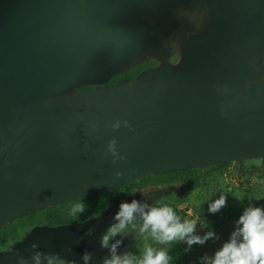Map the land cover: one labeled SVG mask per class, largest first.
<instances>
[{"label":"water","instance_id":"water-1","mask_svg":"<svg viewBox=\"0 0 264 264\" xmlns=\"http://www.w3.org/2000/svg\"><path fill=\"white\" fill-rule=\"evenodd\" d=\"M248 159L264 166V0H0V229L144 176L234 162L240 176ZM117 211L37 225L0 264H101ZM127 231L120 254L142 237Z\"/></svg>","mask_w":264,"mask_h":264},{"label":"clouds","instance_id":"clouds-1","mask_svg":"<svg viewBox=\"0 0 264 264\" xmlns=\"http://www.w3.org/2000/svg\"><path fill=\"white\" fill-rule=\"evenodd\" d=\"M123 123L126 127L129 126L127 121ZM120 126L119 120L111 125L113 129ZM107 151L111 153L113 163L126 159L117 152L115 139L108 143ZM115 175L119 177L122 173L116 172ZM226 202V196L221 194L209 204L208 211L215 214L226 206ZM85 211L86 205L79 202L70 209L69 215L76 216ZM113 220L114 223L100 237V246L109 253L101 264H170L171 257L166 250L170 243L184 242L188 245L187 251L193 245H203L209 239L218 238L214 231H207L203 236L197 235L198 221L195 219L182 221L174 208L167 204L150 206L136 199L131 202L122 201ZM130 228L135 229L139 236L149 235L152 240L165 247L154 248L145 244L140 256L132 252L120 254L118 250L123 243V237L130 233L127 231ZM87 234L91 235V230ZM38 247L37 243L31 245L32 250ZM66 251L70 253L72 249L68 248ZM201 259L203 264H264V208L255 206L245 208L236 221V228L229 240L223 243L212 257L205 255ZM82 261L83 264H90L92 254L85 251L82 254ZM16 264H76V262L61 258L59 253L33 251L30 261L17 253Z\"/></svg>","mask_w":264,"mask_h":264},{"label":"rangeland","instance_id":"rangeland-1","mask_svg":"<svg viewBox=\"0 0 264 264\" xmlns=\"http://www.w3.org/2000/svg\"><path fill=\"white\" fill-rule=\"evenodd\" d=\"M183 187L184 184H177V188ZM151 189L153 188L141 192L146 193ZM221 194L226 196V206L215 214L210 213L209 204ZM203 203H207L208 206L205 208ZM176 204L180 209L182 221L193 219L198 221L197 235L203 236L207 231H214L218 238L209 239L203 245H193L187 251L188 245L184 242L170 243L167 250L171 257L170 264H203L201 259L203 256L212 257L223 243L229 240L236 228V221L245 208L248 206L264 208V166L260 159H248L245 161L244 171L239 176L238 163H230L227 167L209 174L201 187L186 193L183 200L177 201ZM205 209L210 213L206 217L199 212ZM9 233L10 230L7 228L0 231L1 243L12 240ZM150 238L149 235L145 238L141 250L145 244H149Z\"/></svg>","mask_w":264,"mask_h":264},{"label":"trees","instance_id":"trees-1","mask_svg":"<svg viewBox=\"0 0 264 264\" xmlns=\"http://www.w3.org/2000/svg\"><path fill=\"white\" fill-rule=\"evenodd\" d=\"M138 72H139L138 70L129 71L128 73H126V77H128L129 79H133L137 75ZM116 80L117 78H114L112 82ZM229 164L230 163H226V164L211 166L208 168L186 169V170H179V171H173V172H168V173H158L154 175L140 177L127 184L117 187L113 190H110V191H107L101 194H96L88 198H83V200L79 199V200H75V201H71L67 203H62L59 205L47 207V208L29 213L7 224L6 226H4L3 229L5 228L9 229L10 233L8 235H10L12 239H15L20 236V229H22L25 225L32 224L35 222V220H38L41 218L45 219L47 222H50L52 224L67 223V222L82 220V219L102 213L108 207V205H110L112 200L118 197L122 191L132 192L137 187L147 186L150 184L169 185V184L175 183L176 181H186L188 192L190 193L192 190L201 187L204 184V181L207 178V176L211 174L213 171L221 170L227 167ZM79 202H83L86 205V211L83 214H77L76 216L69 215L70 209L74 206V204L79 203ZM162 204H167L173 207L177 215L181 217L179 208H177L174 205L169 204L167 199L165 198L159 201L158 204L152 205V206H160ZM203 206L206 208L208 205L207 203L205 204L203 203ZM199 212L204 217L210 214L207 211V209L199 210ZM3 229H0V231ZM6 243L5 242L1 243L0 247H3ZM195 246H197V244Z\"/></svg>","mask_w":264,"mask_h":264},{"label":"flooded vegetation","instance_id":"flooded-vegetation-1","mask_svg":"<svg viewBox=\"0 0 264 264\" xmlns=\"http://www.w3.org/2000/svg\"><path fill=\"white\" fill-rule=\"evenodd\" d=\"M155 64H156L155 61H148V62H146L144 64L138 65V66L133 67L130 70L126 71L125 73H123L120 76V78H128V77H126V73H128L129 71L138 70L140 72L141 70L145 69L146 67H150V66H153ZM91 87L92 86H89L88 88H91ZM177 184H184V187L183 188H177ZM147 188H149V189L153 188V189H151L150 191H147L146 193H142L141 192L142 190L147 189ZM186 193L187 194L189 193L186 181H176L175 183L169 184V185H167V184H160V185L150 184V185H147V186L137 187L132 192L122 191L119 194L118 197H116L114 200H112L110 205H108V207L102 213H100L98 215H94V216H99V215L107 212L110 209L118 210V206H119V204L122 201L131 202V200H133V199L139 200L141 202H146L150 206H152V205L158 204L159 201H161L163 198H165V199H167L169 204L174 205L177 208H179L177 206L176 202L183 200V198L185 197ZM94 216H91V217H94ZM91 217H88V218H91ZM88 218H85V219H82V220L73 221V222L58 223V224H52V223L47 222L45 219H42V218L38 219V220H35L34 223L29 224V225H25L22 229H20V236L15 238V239H12L10 242H7L2 248L12 244L13 242H15L17 240H20L33 227H35L37 225L56 226V225H62V224L77 223V222L84 221V220H86ZM128 230H130V229H128ZM147 236H148L147 234L143 235L140 239H138V241L132 247L131 250H130V247L128 248L127 252H132L134 255L140 256L142 254V252H143V250H141V244L144 243L145 238ZM149 245H151L154 248H157L158 243L150 238ZM168 246L169 245H167V249L166 250H168Z\"/></svg>","mask_w":264,"mask_h":264}]
</instances>
